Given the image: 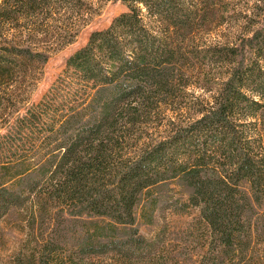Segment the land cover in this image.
Masks as SVG:
<instances>
[{
  "label": "trees",
  "instance_id": "1",
  "mask_svg": "<svg viewBox=\"0 0 264 264\" xmlns=\"http://www.w3.org/2000/svg\"><path fill=\"white\" fill-rule=\"evenodd\" d=\"M104 1L0 0V217L37 229L13 264H178L192 243L198 264H264V0H113L126 11L66 61L78 87L59 78L14 117L27 79ZM226 11L234 41L211 42ZM197 57L223 68L202 99L186 94ZM175 191L198 222L170 258L154 252L165 230L140 227Z\"/></svg>",
  "mask_w": 264,
  "mask_h": 264
},
{
  "label": "rangeland",
  "instance_id": "2",
  "mask_svg": "<svg viewBox=\"0 0 264 264\" xmlns=\"http://www.w3.org/2000/svg\"><path fill=\"white\" fill-rule=\"evenodd\" d=\"M238 1V0H235ZM245 2L246 0H242ZM247 3H252L248 1ZM203 7V6H202ZM126 11L125 5L120 3L119 1L113 0H106L101 4V7L97 10V13L93 16L90 22L77 34V36L72 40V42L67 43L63 46L57 47L52 53L50 54L49 58L47 59L46 63L42 66V72L36 76V80L27 79L25 82L26 88H22L20 91V96H17L18 99H23L24 102L20 103L19 106V114L23 112L25 113L24 109L29 108L46 98L48 93L54 90V85L56 84L59 78L61 80V91L65 92V89H70L72 92L74 91L75 87H78L77 80L74 79L72 75V70L67 69L66 61L67 59L74 54L77 50L83 47L90 36V34L97 30H103L109 27L111 22L115 17H117L122 12ZM201 9L199 8V13H201ZM228 11V10H227ZM225 12L224 20L222 24H217L219 27L215 29L212 33H210V37L212 38L211 42L216 41L214 38L216 34L222 33L227 34L226 37L228 38H221L222 40L228 39L230 41H234V35H236V25L234 19L233 21L226 18L227 16L231 15L232 12ZM146 16V15H144ZM146 23L147 25L155 24L157 25L154 18H147ZM197 26L195 25V30L198 33L197 27H202L208 24V21L204 22L205 20H201L199 15H196ZM235 22V23H234ZM161 24V21H160ZM233 26V27H232ZM236 27V28H234ZM201 29V28H200ZM203 28L201 31L205 30ZM218 32V33H217ZM208 39V38H207ZM220 40V38H218ZM221 40V41H222ZM185 52H187L185 50ZM187 55V54H186ZM189 56V54H188ZM207 60L205 59L202 61L200 57L194 59V68L191 69V74L187 77L189 80V85L187 88V96L189 98L195 97L196 95L199 96L200 99L209 97L212 92H214L215 84L218 79H220V71L223 70L222 67L216 65H207ZM203 63V64H199ZM202 65V66H200ZM67 77V80L65 79ZM217 79V80H216ZM221 80V79H220ZM71 82L70 85H67V82ZM210 83V84H206ZM78 97V96H76ZM59 102V101H57ZM64 102V99H63ZM18 108V107H17ZM33 111V110H32ZM170 115V114H169ZM152 125H154L152 123ZM147 127V126H146ZM148 128V127H147ZM2 131V130H1ZM11 186V183H8ZM173 187V185L171 186ZM29 194V195H28ZM30 199L35 198L36 193H27ZM172 204L174 206L165 205L162 208L158 209L155 212V220L158 222L152 226L149 230L146 226L140 227V232L149 238H153L154 235L158 232L160 228L164 229L163 235V243L160 246L155 248L156 253H168L167 256L170 258L174 256L175 252L172 250V247L175 246V242L173 239L176 237H181V234H176L177 231H185L188 229L189 226L196 225L197 226V217H198V210L197 208H193L191 206H186V209L181 210V203H188L187 197L184 195H179L177 191L173 193L172 196ZM17 210H10L5 215L0 217V264H13L14 260L17 255L21 253V251L25 250L28 246L32 247L33 242L31 241V237L37 233V229L30 230L27 226L25 221V214L21 213ZM52 213V212H51ZM47 215L43 221H45L46 226L44 227V231L47 233L50 231L52 224H50V218L53 217L52 215ZM49 223V224H48ZM43 230V228H42ZM41 230V231H42ZM39 234V231H38ZM45 237L48 235L45 234ZM49 240V239H48ZM191 240V239H190ZM29 243V244H28ZM191 250L193 256L190 258L187 254L184 255V259H180L178 264H198L200 259V253L203 251L202 247L196 246V244L192 243ZM173 261L176 262V258H173ZM106 262V261H105ZM107 262L112 264H118L115 259L108 258Z\"/></svg>",
  "mask_w": 264,
  "mask_h": 264
}]
</instances>
